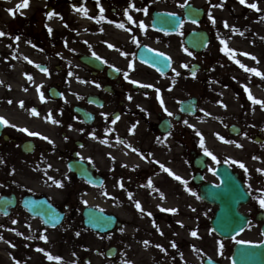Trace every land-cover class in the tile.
<instances>
[{
    "label": "flooded vegetation",
    "instance_id": "flooded-vegetation-1",
    "mask_svg": "<svg viewBox=\"0 0 264 264\" xmlns=\"http://www.w3.org/2000/svg\"><path fill=\"white\" fill-rule=\"evenodd\" d=\"M155 1L35 0L28 3V10L19 16L20 21L28 22L26 27L30 31V38L34 43H40L36 47L41 50L43 60L26 62L17 57L6 60L5 55L4 61L0 62V66H4L0 68V117L6 118L10 125H16L11 127L0 124V197H15L17 202L10 216L5 219H27L35 221L41 229L52 230L32 218L23 206L27 198L46 199L64 213L60 228L65 227L68 214L75 208L74 199L85 196L84 188L101 190L111 180H135L149 173L154 175L158 167L164 176H174L165 171L167 164L169 168L166 169L180 176L177 165L182 161L183 154L190 166L188 189L191 194L196 193L192 196L197 200L200 186L195 184L193 178L198 172L195 160L201 152L194 130L195 117L184 115L181 104L196 97L197 113H200L204 93L198 97L193 94L195 77L198 74L209 75L216 63L213 54H199L200 72L191 74V67L197 62H181L179 51L184 47V50L191 52L184 38L196 30L197 26L183 19L177 34H164L155 30L153 13L157 9H150L151 2ZM22 3L23 0H19L17 7ZM90 4L93 15L89 17L90 26L82 25L80 20L73 22L74 19L67 12L83 16L78 9ZM209 4L214 7L215 0H209ZM64 7L65 14L62 12ZM145 8L146 14L143 11ZM159 10L182 16L181 11ZM50 12H56L57 15L51 18L56 17L60 21V24L57 23L58 33L49 32ZM239 17L240 21L234 20L231 30L227 31L229 36L225 40L229 46L232 43L241 51L239 58L245 67L240 66L237 70V87L231 83L225 84L235 99L232 105L227 103V110L226 105L222 107L224 117L232 116L236 120L223 125L217 119V114L216 119L211 114L207 118L211 127L215 123L218 134L223 137L221 139L214 135L212 142L216 138L218 145L226 147V155L229 157L228 161L221 160L212 167V171H209L211 181L218 185L215 170L220 165H228L250 194L248 204L241 208V212L249 219V225L241 235L242 238L229 244L230 259L237 241L254 245L258 253L262 252L264 245V207L259 202L264 199V106L249 99L250 91L256 99L264 100V75L256 74H264V12L245 9ZM66 19L71 21L70 27L75 34L73 38L84 41L79 52L65 51L69 47L65 45V39L69 38L65 35ZM120 24L124 28L119 27ZM49 33L53 38H50ZM109 44L114 47H109ZM146 49L171 59V71L162 75L147 64ZM84 56L93 61L92 66L82 62ZM245 68L256 69V72L246 71ZM19 81L23 83L22 86L18 84ZM183 89L192 91V95L180 97ZM209 95L210 98L213 95V105L212 102H216L214 94L211 92ZM234 104H237L236 112L230 108ZM77 108L82 114L76 111ZM32 109L38 115L33 114ZM212 109L217 110L218 106ZM168 112L173 115L169 116ZM165 120L168 121L164 127L167 133L161 128ZM20 129H28L40 135L32 136ZM121 140L124 143H120ZM166 142L169 151L177 153V156L174 155L176 161L172 163L171 158L168 161L165 159ZM119 147L134 152L138 165L119 167ZM159 150V158L147 157V151L155 154ZM151 160L153 162L149 163ZM211 162L212 156L207 155V163ZM77 164L81 168L86 167V171L95 178L102 179L103 186L94 187L80 179L72 170H77ZM240 164L245 167H240ZM144 168H147L146 171ZM61 183L63 187L59 186ZM131 208H134V203ZM123 226L124 223L115 233ZM63 231L65 233V228ZM148 239L153 240L151 236ZM62 241H65V237ZM154 253L158 254L156 251ZM118 256L117 249L114 259Z\"/></svg>",
    "mask_w": 264,
    "mask_h": 264
},
{
    "label": "rangeland",
    "instance_id": "rangeland-1",
    "mask_svg": "<svg viewBox=\"0 0 264 264\" xmlns=\"http://www.w3.org/2000/svg\"><path fill=\"white\" fill-rule=\"evenodd\" d=\"M34 1L35 0H29L31 3ZM190 1L199 7L206 8L209 5V0H156L154 3L151 2L150 9L181 11L179 9L183 8L182 5ZM16 3L17 0H2L0 2V18L5 20L3 24H0V30L2 29L6 34L0 36V55H2V57L6 55V60H12L17 57L21 61L26 62L42 61L43 56L41 55V50L36 47V45L40 43H34L32 38H30V31L26 27L28 22H20L19 17H17L18 12L16 10ZM253 3L257 4L261 13L264 12V0H247L246 4H241L240 0H215V5L221 6L209 7L207 17L197 26L198 29H203L211 34V46H209L207 51L213 54L214 62L217 63L209 75L201 74L195 78V89L193 91V94L197 97L200 95V91L204 92V96H206L207 93L213 92L216 100V102H212L213 105L208 103L209 100L203 103L201 112L197 116V121L195 122L197 128H194L200 146L199 151L203 152L205 148H207V150L216 157V160L212 159L209 165L210 169H213L212 167L217 164V160L219 162H221V160L228 161L229 157L226 155V147L218 145L219 142L216 138L214 139L215 141L212 142L211 139L214 135L217 137L222 136L218 134L215 123L211 127V124L207 122L206 115L211 114L216 119L217 114V119H219L223 125L230 124L236 120V118L234 119L232 116L231 118L224 117L223 113L225 112H223L222 107L226 105L225 110H227V103L231 105L234 103L233 100L235 97L232 92L230 94L229 90L225 88V84L231 83V85L237 87V79L239 78L237 68H240L243 60L239 58V55L241 56L239 52L241 51L234 47L232 43H230L229 46L225 41L229 36L227 31L231 30V25L234 23V20H236V22L240 21L239 14L241 15L244 9H252L247 5ZM84 9L87 10V15H85L84 12H82L83 16L81 14L72 15L70 11L67 13L74 19L73 22L80 20L82 21V25L90 26L91 22L89 17H93L91 4L86 5ZM60 11L58 12H63L65 14V7L62 12ZM213 19L215 23H213ZM51 20L48 22L49 29L54 33H58L56 32L58 30L57 23L60 24V21L56 19V17H52ZM70 24L71 21L66 19L65 35L69 38L65 39V45L69 47L65 49V51L79 52L84 41L82 42L79 38H73L75 34L71 30ZM17 36L19 37L18 41L15 39ZM49 36L53 38L51 34ZM222 41L226 42V44L222 43ZM180 49L179 54L181 62L190 63L200 60L198 56L190 55L184 50V47ZM228 49L232 50L231 53L227 51ZM235 58L239 63L235 61ZM225 61L227 62L225 63ZM3 67L4 66H0V68ZM171 77H173V74ZM18 84L22 86L23 83L19 81ZM15 92L19 93V91ZM190 94L192 95V91L183 89L179 96L185 98L190 96ZM212 98L213 95L210 100ZM213 106H218V109L214 110L217 112L213 111ZM230 108L232 112H236L237 104L230 106ZM201 141H203V147L201 146ZM164 152L166 153V161L170 158L171 163L172 161H176L174 155L177 156V153L176 151H169V144H164ZM148 156L152 157L151 153L147 151V157ZM155 156L159 158L161 156V151H157ZM182 158V161L177 165V168L181 172V180L175 179V176H162L160 183L152 187L149 185V182L153 175L149 173L146 177L135 178V180L116 179L115 182L111 180L101 190L84 188L85 196L74 199L75 208L69 213L68 219L65 222V227L58 228L56 232H53L54 230L41 229L36 225L37 223L35 221L30 222L27 219H20L17 217L5 219L0 216V237H3V239H0V254L10 260L11 264H16L17 261H19L20 264H39V260L42 258L46 261V264H65L67 250L68 247L71 246V264H202L203 259L206 257L217 259L223 264H229L227 243L211 231L209 222L214 215V209L202 202L199 197H197L196 201L191 197L189 189H187L190 178V166L184 160L185 154L182 155ZM152 162V160L149 161V163ZM118 166H121L119 162ZM168 166L167 164L165 168H169ZM173 166L176 168V164L173 163ZM147 168H144L145 171ZM160 169L161 168L158 167V173H160ZM208 172L206 173V178L212 179ZM185 181L187 182L186 184L184 183ZM121 183L123 187H121ZM162 193L172 194L178 198L179 202L175 204L176 207L173 208L180 210L183 215L189 207L192 209L191 218L193 229L184 230V236L182 235V237L178 239L176 243V260H174V256L169 257L171 255V250L174 248L172 245L165 246L163 235L168 226L171 225V218H168L170 211H163L162 209H171L170 206H158L154 210L152 209V211L158 212L160 217L158 219L153 217L147 220V224L151 226L152 229L148 233L144 232L145 235L136 232L135 229L127 227V225H130V223H127V220H131L133 217L130 218V214L127 215L126 210L128 211V209L131 208L132 203H134V208H136V202H140L142 198L155 194L162 195ZM55 200L57 201V199ZM84 201H87V204H85ZM101 204L106 206V210L109 213L118 216L120 221L124 223L123 228L118 232L99 236L83 228L81 214L84 207L87 205L100 206ZM16 215L17 214L14 216ZM13 221H16V223H13ZM64 228L65 233L63 231ZM193 232H196L197 235L193 236ZM77 233H79V235H77ZM14 235L16 238H14ZM147 235L151 236L153 240H145ZM44 236L48 237L47 241L43 239ZM250 236L251 235H247L246 237L254 238ZM64 237L65 241H62ZM145 241L148 242L149 247L154 249V252L156 251L158 253L156 255L157 259H153V257L148 259V255H146L147 257H141L142 254H137L138 243L141 244ZM221 243L223 244L222 248L220 246ZM13 245H15V247H13ZM111 247H117L119 251V256L114 260H110L105 255V252ZM3 249H5L6 252H3ZM38 249H44V251L41 252ZM25 251L28 253H24ZM49 253L60 259H49L48 255H46ZM25 254L28 259H23ZM40 256L42 258H40ZM0 264L5 263L0 261Z\"/></svg>",
    "mask_w": 264,
    "mask_h": 264
},
{
    "label": "water",
    "instance_id": "water-1",
    "mask_svg": "<svg viewBox=\"0 0 264 264\" xmlns=\"http://www.w3.org/2000/svg\"><path fill=\"white\" fill-rule=\"evenodd\" d=\"M184 14L187 20L191 22H200L204 17V10L198 9L192 5L184 8ZM181 24V18L169 13H154L153 27L164 33L177 32ZM186 44L190 49L197 52L203 51L208 44V36L205 32L199 31L191 33L186 38ZM147 60L155 64L162 74H166L171 66L169 59L148 51ZM84 62H87L83 59ZM195 69H193L194 71ZM195 100L184 104L187 113L194 114ZM185 111V112H186ZM165 125V123H164ZM204 159V158H203ZM201 159L200 161H203ZM201 169L204 165H201ZM79 177L87 182L101 186L100 179L93 178L85 170L77 173ZM217 175L221 179L220 186L206 184L201 187V199L211 205L219 207L214 217L211 219V228L222 239H232L238 236L248 224V219L239 213V207L248 201V194L243 184L236 175H231L225 167H220ZM197 183L201 184L202 179L199 176ZM16 205L15 198L0 199V213L7 216L9 210ZM25 207L32 217L40 218L47 227L55 228L63 221V214L45 200L29 199L25 202ZM84 225L95 233L106 234L119 226L117 219L101 210L88 207L83 212ZM262 252L258 253L255 246L238 244L232 256L233 264H264V246ZM114 250L109 249L107 257H113ZM204 264H219L211 259L205 260Z\"/></svg>",
    "mask_w": 264,
    "mask_h": 264
},
{
    "label": "bare ground",
    "instance_id": "bare-ground-1",
    "mask_svg": "<svg viewBox=\"0 0 264 264\" xmlns=\"http://www.w3.org/2000/svg\"><path fill=\"white\" fill-rule=\"evenodd\" d=\"M1 1L2 0H0V2ZM4 21L5 20H2L0 18V24H3ZM0 31H2V29ZM2 61H4V59L0 55V62ZM117 158L122 167H126L132 164L138 165L137 155L128 148H125V147L117 148ZM163 173L164 172H162V170H160V173L156 172L151 178L152 180L150 179L149 185L152 187L158 185L161 181L160 179L162 178V176H164ZM140 202L144 209V212H141L137 208H129L128 211H126L127 215L130 214L129 215L130 218L133 217L131 220H127V223H130V225L129 226L127 225V227L130 229H135V231L139 232L140 234L141 233L144 234V232L148 233L152 229V227L147 224V220L153 217H155L156 219L160 217V214L156 211H152V209L154 210L158 206H161V207L170 206L171 209H174L176 207L175 204H178L179 201H178V198L173 196L172 194L162 193V195L155 194L152 196L149 195L147 197H144L140 200ZM100 206L105 207V205H102V204ZM149 212L152 213L151 216L147 215V213ZM169 214L170 215L168 216V218H171L170 220L171 225L168 226L167 230L163 234L165 246L173 245V243H175L176 245V243L178 242V239H180L182 235L184 236V230L193 229L192 218H191L192 209H190V207L189 209L185 211L184 215L182 214L180 210H176L175 212L170 211ZM14 238H16L15 235H14ZM145 242L144 243L142 242L141 244L138 243L137 245L138 253L137 254L138 255L142 254L141 257L148 255V259L152 257L153 259L154 258L157 259V256L154 253V249L152 247H149L148 242L147 243ZM173 248L174 249L171 250V255L169 257L174 256V260H176L177 259L176 258L177 249L176 247H173ZM4 250L5 249H3V252H6V250L5 251ZM24 253H28V252L26 251ZM71 255H72V249L70 246L68 247L67 255L65 257V264L72 263ZM40 258L42 257L40 256ZM23 259H28L26 254ZM0 261L4 262L5 264H11L10 260H8L2 254H0ZM39 261H40L39 264H46V261L43 258L40 259Z\"/></svg>",
    "mask_w": 264,
    "mask_h": 264
},
{
    "label": "snow or ice",
    "instance_id": "snow-or-ice-1",
    "mask_svg": "<svg viewBox=\"0 0 264 264\" xmlns=\"http://www.w3.org/2000/svg\"><path fill=\"white\" fill-rule=\"evenodd\" d=\"M240 3H241V4H246V3H247V0H240ZM27 6H28V0H23V3L20 4V5H18L19 8H25V7H27ZM213 6H214V7H217V6H221V5H213ZM247 6L250 7V8H254V9H256L257 11H260V9L258 8L257 4H255V3H253V4H248ZM133 7H134V5H133ZM182 7H188V5L185 4V5H182ZM78 11L84 12V14L87 15V10L84 9V8L78 9ZM143 11L145 12V14L147 13V9H146V8L143 9ZM101 13H103V8H101ZM54 15H57V14H56L55 12H50V13H49V18H51V16H54ZM128 19L131 20L132 17L129 16ZM213 23H215V20H214V19H213ZM118 26L121 27V28H124V25H123V24H120V25H118ZM225 26L227 27V24H226V23H225ZM129 30H130V29H129ZM49 32H51V29H49ZM4 35H6V34H5L3 31H0V36H4ZM15 39L18 41V40H19V37L17 36V37H15ZM133 39L135 40L136 38L133 37ZM136 42L139 43L138 40H137ZM222 43H225V44H226V42H223V41H222ZM109 47H114V46L111 45V44H109ZM185 50H186V49H185ZM186 51H187V50H186ZM227 51H228L229 53H231L232 50L228 49ZM189 54L191 55V53H189ZM93 55H95V53H93ZM97 59H100V57H97ZM253 59H255V57H253ZM105 63H107V61H105ZM237 63H239V61H237ZM240 66H241L242 68L245 67V66L242 65V64H241ZM184 67H187V65H184ZM245 70H246V71L256 72V69H247V68H245ZM42 71H47V69H42ZM116 71H120V70H119V69H116ZM256 74H257V75H264V74H261V73H259V72H256ZM29 79H31V77H29ZM132 82H133V83H137V81H132ZM97 86L99 87V85H97ZM149 86H150V85H146V87H149ZM41 99H43V94H41ZM129 99H131V97H129ZM249 99L253 100V102H254L255 104H259V105H261V106H264V100H258V99H256L255 97H253V96L251 95V92H250V91H249ZM9 103H11V101H9ZM161 103H163V101H161ZM165 111H167L166 108H165ZM32 112H33V114H37V115H38V113L36 112L35 109H32ZM168 115L171 116V115H173V114H172L171 112H168ZM117 119H118V118H117ZM53 123H57V121H53ZM185 123H187V121H185ZM0 124H3V125H9V126H11V127H16V125H10V122H9L6 118H4V117H0ZM20 130H21V131L28 132V134H29V135H32V136L40 135L39 133L30 132L28 129H20ZM131 131L134 132V129H132ZM42 138L45 139V140H48V139H49L48 137H42ZM118 139H119V138H118ZM221 139H223V137H221ZM104 143H107V141H104ZM120 143H124V141L121 140ZM201 146H202V147L204 146V145H203V141H201ZM133 151H136V149H133ZM205 154H206V155H209V156H212V159H213V160H216V157H215L211 152H209V151L207 150V148H205ZM217 163H219L218 160H217ZM161 167L163 168L164 166L161 165ZM240 167L244 168L245 166H244L243 164H240ZM165 171H168L170 174L174 175V176H175V179H177V180H181V177L178 176V175H175V173H172L170 169H166V168H165ZM245 171H247V169H245ZM262 171H264V170H262ZM184 183L186 184L187 182L185 181ZM59 186H60V187H63V184L61 183ZM121 187H123V184H122V183H121ZM249 187H250V186H249ZM189 191H191V190L189 189ZM192 194H193V195H196V193H192ZM259 202H260L261 207H264V199H260ZM84 203L87 204V201H84ZM135 206H136V208L139 209L141 212H144V209H143V207H142V205H141V203H140L139 201L136 202ZM162 210H163V211H171V212H175V211H176V209H162ZM147 215L151 216L152 213L149 212V213H147ZM13 223H16V221H13ZM213 231H215V229H213ZM161 234H162V233H161ZM77 235H79V233H77ZM192 235H193V236H196L197 233H196V232H193ZM0 239H3V237H0ZM43 239H44L45 241H47L48 237H47V236H44ZM145 243H147V242H145ZM237 243L243 244V243H245V242H244V241H237ZM172 246H173V247H176L175 243H173ZM220 246H221V248H222V247H223V244L221 243ZM13 247H15V245H13ZM158 247H159V246H158ZM38 250L41 251V252L44 251V249H38ZM46 255H48V258H49V259H52V260H59V259H60L59 257L52 256L50 253H49V254H46ZM16 264H20V262L17 261Z\"/></svg>",
    "mask_w": 264,
    "mask_h": 264
}]
</instances>
